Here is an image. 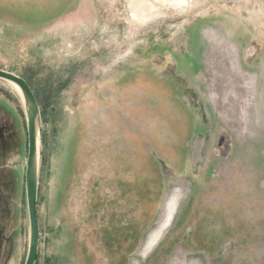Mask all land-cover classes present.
Masks as SVG:
<instances>
[{
	"label": "rangeland",
	"instance_id": "rangeland-1",
	"mask_svg": "<svg viewBox=\"0 0 264 264\" xmlns=\"http://www.w3.org/2000/svg\"><path fill=\"white\" fill-rule=\"evenodd\" d=\"M0 70L40 103L36 264H264V0H0ZM18 96L0 264L27 251Z\"/></svg>",
	"mask_w": 264,
	"mask_h": 264
},
{
	"label": "water",
	"instance_id": "water-1",
	"mask_svg": "<svg viewBox=\"0 0 264 264\" xmlns=\"http://www.w3.org/2000/svg\"><path fill=\"white\" fill-rule=\"evenodd\" d=\"M0 81L18 89L23 108L27 140L24 162V194L28 222L27 251L23 264H35L40 243L37 197L43 148L42 117L34 93L23 78L0 70Z\"/></svg>",
	"mask_w": 264,
	"mask_h": 264
},
{
	"label": "bare ground",
	"instance_id": "bare-ground-1",
	"mask_svg": "<svg viewBox=\"0 0 264 264\" xmlns=\"http://www.w3.org/2000/svg\"><path fill=\"white\" fill-rule=\"evenodd\" d=\"M146 11H144V9L140 10L139 12L137 13H134L132 15V19L133 21H136V22H140V23H144L146 21H148L146 18V14H145ZM14 91L19 95L18 97L20 98V93L18 91V89L13 86V85H10ZM172 214H173V210H170V207L169 209L167 208V212L161 222V224L158 226L157 230L149 236L148 240H147V243L146 245L143 247V252L141 253L143 256L148 254L153 248L154 246L159 242V239L161 238L160 236L162 235V232L167 229V227L171 224L172 222ZM152 248V249H151ZM151 249V250H149Z\"/></svg>",
	"mask_w": 264,
	"mask_h": 264
},
{
	"label": "flooded vegetation",
	"instance_id": "flooded-vegetation-1",
	"mask_svg": "<svg viewBox=\"0 0 264 264\" xmlns=\"http://www.w3.org/2000/svg\"><path fill=\"white\" fill-rule=\"evenodd\" d=\"M23 111V110H22ZM22 117H23V120H24V114H23V112H22ZM25 122V121H24ZM26 142H27V140H26ZM27 146V145H26ZM22 162V161H21ZM22 181H23V190H24V175H23V179H22ZM7 200L5 199V198H3V196H2V193L0 194V209H1V215H3V219H4V216H5V220H6V215L2 212V211H6L5 209H6V207L4 206V202H6ZM1 215H0V217H1ZM3 230H2V226H1V222H0V247H2V245L5 243V241H6V239L4 238V236H3Z\"/></svg>",
	"mask_w": 264,
	"mask_h": 264
},
{
	"label": "crops",
	"instance_id": "crops-1",
	"mask_svg": "<svg viewBox=\"0 0 264 264\" xmlns=\"http://www.w3.org/2000/svg\"><path fill=\"white\" fill-rule=\"evenodd\" d=\"M134 210H136V208H134ZM137 222H140L139 221V219H138V217H136V219H135ZM69 227V226H68ZM41 229V228H40ZM130 229V228H129ZM133 230L135 231V229H134V226H133ZM42 231H40V243H41V239H42V233H41ZM40 243H39V245H40Z\"/></svg>",
	"mask_w": 264,
	"mask_h": 264
},
{
	"label": "trees",
	"instance_id": "trees-1",
	"mask_svg": "<svg viewBox=\"0 0 264 264\" xmlns=\"http://www.w3.org/2000/svg\"><path fill=\"white\" fill-rule=\"evenodd\" d=\"M27 82V81H26ZM28 83V82H27ZM28 85H29V83H28ZM34 96H35V98H36V100H37V103L39 104V106H40V103H39V100H38V95H36V93H34ZM38 257V256H37ZM37 261V260H36ZM36 264V263H35Z\"/></svg>",
	"mask_w": 264,
	"mask_h": 264
}]
</instances>
